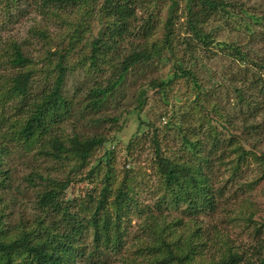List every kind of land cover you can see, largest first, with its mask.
<instances>
[{"label": "trees", "instance_id": "obj_1", "mask_svg": "<svg viewBox=\"0 0 264 264\" xmlns=\"http://www.w3.org/2000/svg\"><path fill=\"white\" fill-rule=\"evenodd\" d=\"M236 1L31 0L36 5L34 10L42 16L53 15V10L66 12L81 6L86 7L87 13L99 12V31L85 38L79 48L70 45L71 39L68 43L61 38L53 39L37 48L38 55L25 47L29 45L26 38L3 41L0 36V191L10 187V171L1 168L4 164L1 156L3 152L7 154L10 142L22 144L24 149L32 146L51 156L56 166L69 157L82 163L77 167L86 165L92 152L105 142L104 128L110 125L112 129L119 120V114L108 115L110 104L113 109L118 108L119 102L113 100L117 87L122 86L129 71L136 72L141 67L138 64L145 69L146 63L150 73L157 72L161 77L136 89L137 104L133 110L137 128L131 139L136 145L145 137L148 157L150 154L156 164L152 175L155 183L143 193L144 199L137 186L131 187L126 172L114 189L113 201H109L107 191L113 168L111 150L106 149L89 173H99L103 168L106 184L101 191L102 199L95 207L87 208V222L84 224V219L66 228L56 223L47 225L39 218L36 229L29 230V226L22 224L13 232L1 229L0 264H76L84 255L85 258H99L111 252L120 255L124 237L128 236L125 227L133 214L142 222L140 233L133 237L137 243L135 251L126 250L127 258L122 260L125 264H196V261L240 264L245 252L228 243L231 238L216 247L217 260H213L210 252L223 240L218 223L224 227L231 224L254 239L264 235V200L257 198L258 212L249 209L247 200L241 203L245 197H240L264 181V168L255 179L235 184L231 193H225L226 188L234 186L232 182L250 158L264 162V151L255 152L258 144L264 147V118L257 119L258 114L264 115V54L247 47V43L219 40L213 34L223 27L217 21L231 16L240 18L245 33L258 36L264 45L261 17L249 13ZM23 3V0H0V9L10 12L0 26L13 22V14L18 19L24 18L29 11ZM140 12L146 16L139 17ZM210 24H215L216 29L209 28ZM36 31L37 38L45 35L44 31ZM87 42L89 53L84 51ZM219 53L231 58L230 64L236 63L239 70L233 72V66L228 65L224 81H216L218 88H226L224 93L214 86L205 89L204 77L195 73L197 56L211 59ZM170 59L174 61L172 72L164 74L159 65ZM86 65L93 81L82 89L76 82L81 80ZM149 91L156 92L164 103L168 92L173 94L171 111L160 113L158 122L141 115L147 98L152 96L147 95ZM180 94L185 98L181 99ZM224 100L231 103L230 109L223 105ZM241 112L248 125L242 119L238 121L241 123L233 121ZM86 125L90 132L83 130ZM248 140L251 145L246 147L243 143ZM222 166L229 171L225 180L223 173L222 177L219 173ZM36 174L55 182V186L60 182L37 171ZM138 182L142 191L147 188L144 178ZM67 184L65 181L60 186L64 188ZM54 194L53 189H46L40 204L57 207ZM63 201V210L68 211L74 199ZM108 203L115 213L108 212ZM35 207L38 208L36 204ZM179 209L181 217L174 215ZM79 212L73 213L74 220ZM93 215L99 218L93 221ZM205 254L211 255L208 260L203 257ZM263 256L262 253L256 264H264Z\"/></svg>", "mask_w": 264, "mask_h": 264}, {"label": "rangeland", "instance_id": "obj_2", "mask_svg": "<svg viewBox=\"0 0 264 264\" xmlns=\"http://www.w3.org/2000/svg\"><path fill=\"white\" fill-rule=\"evenodd\" d=\"M14 1L16 2V0ZM23 1V6L26 7L29 13L24 18L19 19L13 14V22L0 26L2 28L0 36L3 41L8 38H12L17 41L26 38L29 41V45L25 47L32 50L34 55H38L36 51L38 47L43 46L44 44L46 45L49 41H53V39L58 38L63 39L66 43H68V40L71 39L73 44L70 45L77 46L78 48L83 47L86 41L85 38L91 36V33L97 34L99 31V12L91 11L87 13L85 12L86 7L81 6L74 7L73 9L69 8L66 12H54L53 10V15L48 14L42 16L34 10L33 7L36 5L31 4V0ZM235 3H237V5L242 4L249 13L251 12L257 14L264 22V0H237ZM231 12L234 13L235 10L234 12ZM58 14L60 15L59 17ZM9 15V11L0 9V22L6 20ZM142 16L145 17L146 14L144 12H140L139 17ZM217 23L223 26L221 30H216L215 33H213L219 40H235L238 41L239 44L243 45L247 43V47H253L255 50H260L264 54V45L259 42V37L256 35H247L240 18L229 16L226 17V19H220ZM214 27L215 24L209 25V28ZM257 27L261 28L258 25ZM36 30L42 32L44 31L45 35L37 38L36 36L39 33H37L38 31ZM74 33L76 36L75 38ZM262 33L264 34V32ZM84 51L89 53V42H87ZM197 57L199 63L195 73L204 77L205 89L213 88V86L216 89L218 88L216 84L222 80L224 81L223 73L228 65L233 66V72L239 73V70L235 67L236 63L230 64L229 60L231 58H228L220 53L211 59L205 57L200 58L202 56ZM192 62L196 61L192 60ZM138 65L141 67L136 70V72L129 71L122 83V86L117 87V94L113 96V100L114 102H119L118 108L115 110L113 109L114 105H109L111 109L109 110L108 115L111 116V114H119L118 122L114 124L112 129L109 127L110 125L104 128L106 131V135L104 136L105 142L92 152L88 161L86 160V165L77 167L78 164L81 166L82 163H79L76 159L69 157L68 159H63L58 162V166H56L55 161L51 156L42 154L41 151L33 148L32 146L28 149H24L22 144L8 143L9 150L7 154L3 152L1 156L4 161V164H1V168L8 169L10 171L11 178L9 181L10 187L0 191V230H10L11 232L17 231L19 230L21 224L29 226V230L36 229V223L39 222V218H41V220H43V222L47 225L56 223L57 225H62V227L72 228L75 226L74 224H78L77 222L86 219V215L89 213L87 208L95 207L96 202L99 199H102L101 191L106 184L104 169L102 168L99 173L91 175H89V173L92 167L95 166L99 157L104 154L106 149L108 152L111 150V163L113 168V176L109 179L110 187L107 191L108 200L113 201L114 189L120 184L126 172H128L130 181H132L131 187L137 186L140 195L145 199L143 193L147 192L149 188H153L155 183V179L152 175L156 171V164L151 161L150 154L148 157L147 150L145 149L147 145L145 137L144 140L142 139L143 141L136 145L133 144V140L131 139L132 134L137 128L136 111L133 110L137 104L135 92L136 89L142 88L143 85L151 79L157 77L159 78L161 76L156 75L157 72L150 73L147 68V63L145 65V69L142 67L144 66L143 64ZM184 65H187V62H185ZM173 66L174 61L171 59L169 61H162L159 65V70L164 72V74L169 71L171 73ZM80 76L81 80L77 81L76 85L77 87L85 89L93 81L92 74L90 76L87 73V65L82 70ZM90 77H92V79ZM34 79L36 80L35 75ZM75 80L76 79L73 78L71 81L74 82ZM218 91L224 93L227 90L225 87L219 86ZM72 93L73 91H70V95H72ZM148 94L152 96L147 98V103L145 104L141 115L146 116L149 121L158 122L160 113H167L171 111L173 94L168 92L166 99L167 103H164L161 99L159 100L156 92L152 93V91H149L147 95ZM230 94L231 93L228 95ZM222 95L224 96V94ZM180 96L182 95L180 94ZM184 98L185 97L182 96L181 99ZM230 99L232 101L233 98ZM223 105H226L227 109L231 108V103L226 100L223 101ZM246 114L248 115L247 111ZM243 116V112L238 113L237 120L233 121L241 123L238 121L242 119L243 122L248 125L249 123L244 120ZM261 118H264V115L258 114L257 119ZM161 121L163 120L161 119ZM224 127H229V125L224 124ZM70 128L71 126L69 125V133ZM79 128L80 127H77V129ZM83 130L86 132L91 131L88 125H86ZM99 130L102 132L103 127ZM223 136H227V133L223 132ZM243 145L249 147V145H251V140L243 143ZM262 151H264V147L258 144L255 152L259 154ZM247 163L248 164H245L242 167V173H240L235 181L232 182V185L234 186L226 188L225 193H231L235 189V184L240 182L248 183V181H251L262 174V169L264 168V162H262V159L250 158ZM222 167H220L219 173L221 177L223 173V179L225 180L229 175V171H224V167ZM36 171L41 173L44 177H50V179H54L55 181L58 180L60 182L57 186H55V182H49L44 178L38 177ZM142 178H144V181L147 182V188L145 187L143 191V186L138 182ZM65 181H68V184L62 188L60 184ZM216 182L218 181H215L214 183ZM219 184L222 185L223 182L221 181ZM215 186H217V183ZM48 188L55 191L54 196L55 201L58 204L57 207H51L48 205L42 206L40 204L39 199H43V192ZM263 189L264 181L255 184L245 194H241L240 197H245L241 203L247 200L248 204H250L249 209H254L260 212V206L256 202H258V199L264 200V196L262 195ZM73 199L74 201L70 209H68V211H64L65 202L63 200L71 201ZM35 204L38 208L35 207ZM107 207H109L108 212L115 213V209L111 207L110 203L107 204ZM77 210L80 211L78 219L74 220L73 213ZM180 212L181 209L177 210L174 215L181 217L182 214ZM42 213L44 215L39 216ZM262 213L264 214V210ZM238 214L240 215V212H238ZM96 218L99 217L96 215L91 216L93 221ZM169 219H171V217H169ZM130 220V224H127V227H125V233L126 235L128 234V236L124 237V244L120 250V255H117L114 252L102 254L99 258H95L94 256H92V258H85L84 255L83 259L79 260L76 264H125L122 260L127 258L126 254L128 252L126 250L128 248H132V250L135 251L137 243L135 240L133 241V237H136L137 234L140 233L138 230L142 222L136 214L131 215ZM199 221L203 223L206 222L208 225L212 224L205 219L204 221L201 219ZM86 222L87 219L83 221L84 224ZM123 224L126 225V223ZM218 225L220 226V236H222L223 240H219V243L217 242L214 245V249L210 250L213 260H217L219 258L218 252L215 250L216 247L223 244V242H227V238H231L228 243H233L245 252V257L240 264H256L258 262L259 257H261L262 253L264 254V235L260 236L258 239H254L250 237L249 233H244L240 228H234L231 224L225 227L223 224L218 223ZM212 235H214L213 232ZM89 237L91 238V236ZM86 245H89V243ZM211 255L205 254L203 257L205 260H208ZM196 262H198L196 264H200V261Z\"/></svg>", "mask_w": 264, "mask_h": 264}]
</instances>
